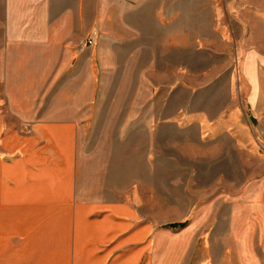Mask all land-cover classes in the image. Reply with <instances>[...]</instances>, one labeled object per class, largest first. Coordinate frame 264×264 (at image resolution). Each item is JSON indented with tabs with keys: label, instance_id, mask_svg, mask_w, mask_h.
Returning <instances> with one entry per match:
<instances>
[{
	"label": "rangeland",
	"instance_id": "374dc122",
	"mask_svg": "<svg viewBox=\"0 0 264 264\" xmlns=\"http://www.w3.org/2000/svg\"><path fill=\"white\" fill-rule=\"evenodd\" d=\"M73 3L16 110L71 123L80 199L133 201L155 264H264V0Z\"/></svg>",
	"mask_w": 264,
	"mask_h": 264
},
{
	"label": "crops",
	"instance_id": "0c3cea01",
	"mask_svg": "<svg viewBox=\"0 0 264 264\" xmlns=\"http://www.w3.org/2000/svg\"><path fill=\"white\" fill-rule=\"evenodd\" d=\"M74 12L73 0H0V264H155L133 201L80 199L71 123L16 110L89 31Z\"/></svg>",
	"mask_w": 264,
	"mask_h": 264
},
{
	"label": "trees",
	"instance_id": "16d2710c",
	"mask_svg": "<svg viewBox=\"0 0 264 264\" xmlns=\"http://www.w3.org/2000/svg\"><path fill=\"white\" fill-rule=\"evenodd\" d=\"M184 226V224L183 225H173V226H171L172 228H175V227H183Z\"/></svg>",
	"mask_w": 264,
	"mask_h": 264
},
{
	"label": "built area",
	"instance_id": "2783aa9c",
	"mask_svg": "<svg viewBox=\"0 0 264 264\" xmlns=\"http://www.w3.org/2000/svg\"><path fill=\"white\" fill-rule=\"evenodd\" d=\"M88 43H89V44H91V41H90V39L88 40Z\"/></svg>",
	"mask_w": 264,
	"mask_h": 264
}]
</instances>
